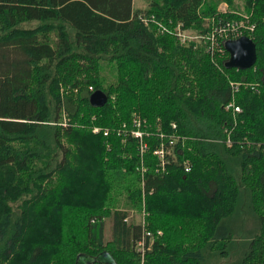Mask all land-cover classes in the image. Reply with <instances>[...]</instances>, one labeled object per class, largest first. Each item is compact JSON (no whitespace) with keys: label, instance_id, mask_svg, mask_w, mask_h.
I'll list each match as a JSON object with an SVG mask.
<instances>
[{"label":"trees","instance_id":"16d2710c","mask_svg":"<svg viewBox=\"0 0 264 264\" xmlns=\"http://www.w3.org/2000/svg\"><path fill=\"white\" fill-rule=\"evenodd\" d=\"M220 1L228 38L252 27L246 70L224 67L222 36L209 52L175 35L208 32ZM242 1L247 19L233 0H0V264H139L145 232L143 264H217L243 205L259 227L237 264H264V0ZM142 205L146 226L126 221Z\"/></svg>","mask_w":264,"mask_h":264},{"label":"rangeland","instance_id":"374dc122","mask_svg":"<svg viewBox=\"0 0 264 264\" xmlns=\"http://www.w3.org/2000/svg\"><path fill=\"white\" fill-rule=\"evenodd\" d=\"M149 0H133V7L135 10L137 9H144L147 7V3ZM233 8L234 11L236 12L237 15L246 18L247 15L245 13V6H244V1L242 0H233ZM236 7V8H235ZM227 11H231V9L228 7V4L225 3L224 1H220L217 4L216 8V13L211 15V16H206L203 18V26L205 28H210L217 27L221 19L216 18L217 14L219 13H225ZM232 22L231 20L227 21V23ZM231 23H229L230 27ZM184 31H187L191 35H196L200 34L198 30H190V29H183ZM235 32H242L244 35H248L251 31V25L250 24H245L242 25L241 27L237 28V25L233 26L232 29ZM207 32L202 33L201 35H205ZM227 33V32H226ZM215 37L217 38L219 44L222 43V39L220 40L218 34H214ZM197 36V35H196ZM222 37L224 38L225 35L223 34ZM228 38V37H227ZM178 39V37H177ZM215 39V38H214ZM179 40V39H178ZM180 42V41H179ZM196 42V41H195ZM181 43V42H180ZM203 45V44H202ZM218 45H214V49H216ZM135 114V113H134ZM136 118H140L135 115ZM95 128V127H94ZM97 129H93V131H96ZM135 131H133L134 133ZM132 133V134H133ZM135 136V135H134ZM145 215L146 212L144 211V206L142 205L140 210H129L128 214L126 216V221L128 222H134V223H140L142 227L146 226L145 222ZM106 227H105V239H109V221H106ZM228 227L232 228V234H231V245L227 246V259H218L217 257H214L217 264H237L240 257L242 256L243 252L246 250L247 245L249 243V240L251 237L256 233L258 230V221L255 218V215L249 210V208L245 205L241 206L239 210H236L233 215L229 217L227 220ZM162 235L160 230L155 231V236L160 237ZM156 237H151L148 242V247L147 249H140V247L137 245V243L133 244V253L135 255H138L139 259L138 262L139 264H143L145 255L148 251L151 250L153 242L155 241Z\"/></svg>","mask_w":264,"mask_h":264},{"label":"water","instance_id":"95a60500","mask_svg":"<svg viewBox=\"0 0 264 264\" xmlns=\"http://www.w3.org/2000/svg\"><path fill=\"white\" fill-rule=\"evenodd\" d=\"M224 49L228 53V59L224 63L226 69L246 70L254 65L255 44L251 38L240 36L236 39L226 40ZM88 101L92 107H102L107 102V97L102 91L96 90L90 94ZM75 264H117V262L110 253L102 251L94 256L79 253L75 258Z\"/></svg>","mask_w":264,"mask_h":264},{"label":"built area","instance_id":"2783aa9c","mask_svg":"<svg viewBox=\"0 0 264 264\" xmlns=\"http://www.w3.org/2000/svg\"><path fill=\"white\" fill-rule=\"evenodd\" d=\"M232 24H233V26L237 25V28L241 27L242 25H245V24H243L242 21H239L237 24L236 23H232ZM233 26H231L230 29H233ZM176 27L177 28H176L175 35H176V37H178V39L181 43L187 44L188 42L193 41L195 44H203V45H206L209 52L210 51L213 52L215 50L214 49L215 43H216V45L219 43L217 38L214 35L215 33L219 35V38L224 34L225 39H228V40L230 39V38H227L228 34L222 33V30L220 28L221 26L220 27L215 26L213 28H210L209 31L205 35L196 34L197 36L196 35L193 36V35L189 34L187 31L181 30L180 25H177ZM250 31H252V27H251ZM230 35L233 36L232 39H236L240 36H246V35L242 34L241 30H240V32H235V33L233 30H231ZM222 39H223V37H222ZM230 86H231L232 92L234 94V92L237 91L239 85L231 84ZM226 109H231L233 114L240 111V108L234 104L233 100L226 106ZM133 135H135V137H139V138L141 137V134L138 131L134 132ZM141 147L143 149L145 147V145H142ZM153 153L158 156V158L160 159V165H162L163 162H165L163 159V149L162 148L156 149ZM187 170H188V168L185 169V171H187ZM151 237H152V235L150 232H145L143 234L142 239L137 242V245L140 247V249H144V240L146 238L150 239Z\"/></svg>","mask_w":264,"mask_h":264},{"label":"bare ground","instance_id":"6f19581e","mask_svg":"<svg viewBox=\"0 0 264 264\" xmlns=\"http://www.w3.org/2000/svg\"><path fill=\"white\" fill-rule=\"evenodd\" d=\"M238 106V105H237ZM179 138V137H178Z\"/></svg>","mask_w":264,"mask_h":264}]
</instances>
